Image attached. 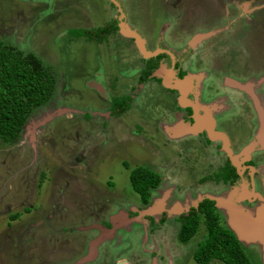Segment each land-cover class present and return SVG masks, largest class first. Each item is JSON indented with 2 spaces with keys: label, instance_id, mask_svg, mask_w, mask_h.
<instances>
[{
  "label": "rangeland",
  "instance_id": "rangeland-1",
  "mask_svg": "<svg viewBox=\"0 0 264 264\" xmlns=\"http://www.w3.org/2000/svg\"><path fill=\"white\" fill-rule=\"evenodd\" d=\"M114 1L117 7L112 4L113 0H0V47L19 52L30 66L37 65L54 80L47 103L32 110L19 135L12 141L0 137V264H63L60 257L55 260L54 245L55 231L64 229L58 225L55 230V219L48 218L54 196L59 201L57 213L63 216L62 209L66 210V219H63L65 227L73 228L74 223L76 227L91 226V232L86 235L78 232V228L73 229L75 233L62 234L71 242L70 249L76 256L72 260L75 264H78L79 257L86 255L91 240L100 254L90 262L84 257L81 261L86 264H197L193 255L198 244L206 237L204 225L201 223L197 235L189 243L182 244L177 239V217L193 208V201L199 196L219 195L222 198L230 191L224 193L213 184H200L198 180L201 174L195 173L190 179L179 160L171 163L175 168L166 162L170 161L167 158L172 159L174 153L167 149L162 153L158 147L160 139L150 143L149 139H152L156 129L154 122L161 120L167 110L174 107L176 99L166 96L157 85V89L153 85L138 87L139 74H134V70L143 63L141 51L138 52L136 43L130 37L124 36L120 26L124 24L127 29L138 32L140 38L144 37L149 43L159 36L163 40H166V36L172 39L177 32L180 33V29L184 30L181 33L183 39L190 41L199 32L227 27L238 39L237 42L235 40L237 52L243 51V55L239 54L229 62L232 66L236 63L239 65L238 70L232 73L237 76L245 72L246 58L252 67L262 69L264 75V0ZM192 23L194 25L188 27ZM107 24H116L118 29L101 42L72 34L73 30L89 31ZM244 27L251 28L243 30ZM169 42L171 44L173 41ZM144 48L152 52L151 47ZM222 49L224 52L226 47ZM218 59V66L230 71L228 57ZM211 65V58H208L188 71L196 74L199 70V73L206 74L211 70ZM168 77L164 83L168 82ZM209 81L208 78L204 80ZM213 84L214 87L218 86L215 80ZM185 85L189 84L186 82ZM132 88H135L134 92ZM227 92L234 93L232 90ZM206 93L203 92L204 95ZM115 95L134 97L128 112L120 115V119L115 118L119 120V126L110 131L109 143L105 145L103 135L94 137V133L88 130L89 123H99L105 118ZM212 98L216 102L219 100L215 94ZM142 100L146 104L143 107L147 114L145 116L138 104ZM181 101H189L186 94H183ZM63 109L66 111L62 115L42 123L46 115ZM165 130L167 132L169 128ZM161 137L163 141L164 138L167 140L163 132ZM186 137L180 135L169 140L179 146L186 139L187 146L193 147L197 141ZM175 154L180 159L179 153ZM80 155L83 161L75 162ZM239 162L237 160L235 163ZM39 164L44 171L40 180L43 187L40 184L41 191L32 202L31 197L36 191V188L33 190L34 184L38 182L34 167ZM157 164H162L164 169L157 168ZM71 165L76 166L74 170H81H76L80 175L62 180V185L66 182L67 188L64 189L62 185L56 187L54 195L53 187H50L51 169L70 175ZM151 165L161 173L162 186L151 192L150 204L142 207L139 217L128 220L125 213L141 205L129 174L137 166ZM83 172H86L85 176ZM243 180L242 185H246L245 178ZM175 182L178 183V190L172 189ZM256 182H259L258 179ZM181 185L185 187L182 191ZM169 188L172 192L167 197ZM260 188L257 186L253 192L257 193ZM13 193L16 194L14 200L11 197ZM27 194H31L30 198H26ZM165 194L166 197L161 199ZM19 199L32 202L36 210L9 222L7 205L15 204ZM22 207L15 210L22 211ZM163 209L169 211L165 225L159 222V212ZM220 212L223 213V210ZM145 213L149 216H144ZM114 214L117 216L112 222L115 227L113 231L100 226L101 220H109ZM221 216L222 223L227 227L225 216ZM33 217L43 221V225L33 226L25 236L22 231L26 230L27 222L32 221ZM100 233L103 240L97 245L94 238ZM73 237L77 238L75 242ZM240 245L252 264H264V246L261 248L259 244L245 241H241ZM150 251H156L157 255L153 256ZM210 264L223 263L212 261Z\"/></svg>",
  "mask_w": 264,
  "mask_h": 264
},
{
  "label": "flooded vegetation",
  "instance_id": "flooded-vegetation-1",
  "mask_svg": "<svg viewBox=\"0 0 264 264\" xmlns=\"http://www.w3.org/2000/svg\"><path fill=\"white\" fill-rule=\"evenodd\" d=\"M112 4L116 6L114 2H112ZM193 25L194 23H192V25L191 24L188 25V27L191 28ZM248 28L250 29L251 27ZM248 28L244 27L243 30L244 29L247 30ZM129 30L131 31V29ZM182 32H184V30L180 29V33L177 32L175 37L172 39H167L168 37L166 36L164 37L166 38V40H163L162 37L159 36L157 40L153 41L152 43H149L147 40H145V44L143 42V46L146 47V49L148 46L151 47L152 49V52L149 53L148 50H145L144 48L145 52L149 53L148 57L143 56V54L139 52L140 50H138V52L141 54V59L143 61L142 65L139 66L138 69L134 70V74L137 73L139 74L138 87L144 88L146 85L149 86L153 85L154 88H156L157 85L158 89L163 91V93L166 96H168L169 98L170 97L172 98L174 96V98L176 99V104L174 105V107L172 109L170 107L167 110L168 112L166 113V115L161 117V120H157L156 123L154 122V126L156 127V129L154 131V134L152 135V139L150 138L149 141L150 143H153L156 142V139H160V142L158 143L159 144L158 147L162 149L160 151L163 153V151L167 149V150H172L174 153L172 159H170V157L167 158L170 161H166V159H164L163 160L164 163L167 162L172 166V168H175L173 167L175 165L172 164H175L174 161L179 160L178 162H180L183 165V167L181 168L185 169L184 173L187 174V176L190 177V179H192L193 177L192 175H194L195 173L202 175L201 178L198 180L200 184H213L217 187H220V189L224 190L225 192L226 190H229L233 187L240 188V186L244 182L243 179L245 178L247 188L250 191L252 190L255 191V188L257 186L258 187L260 186L261 187L260 191L257 190V193L260 196H263V192H264V188L262 187L264 185L262 181L263 180L262 174L264 173L263 172L264 169L263 71L262 69L258 70L252 67L249 64V60L244 58L245 63L243 70H245V72L244 73L242 72V74H238L237 76L232 73L235 72L236 69L238 70L239 65H237L238 63H236L235 66H232L231 63L229 64V62L231 61L232 58L236 57L237 55L239 54L243 55V51L240 49L242 53L237 52L238 48L236 49V47H238V45L235 43L236 39L234 37L232 30L227 27H225L224 29L218 28L217 30L206 32V33H210V32L211 33L206 39H203L202 41L196 44L195 43L193 44L192 40L188 41L183 39L181 35ZM129 39L136 43V40L134 38H129ZM169 41H173V42L170 44ZM178 45L180 46L178 47ZM173 46H176L177 48L176 47L173 48ZM136 47L137 49H139L137 43L135 44V48ZM168 47L171 50H169ZM223 47L224 48L226 47V49H224V52L222 49ZM231 47L235 51H233ZM172 57L174 58V60ZM221 57H228L227 62H228V67L229 66L231 67L230 71L228 68L225 69V67L221 65H220L221 70L219 69L220 67L218 65L220 59L218 58ZM195 58H197V61H195ZM208 58H211L212 65H211V70L206 72V74L204 72L199 73V70L198 72H196V74L188 71V69L190 70L193 68V65L197 66L201 64V61L206 62ZM150 63H153L150 66V68L152 69L149 68L148 70L149 67L148 65ZM239 70L241 69L239 68ZM258 71L260 72V74H257ZM157 72H160L158 73L159 77L157 76ZM144 73L146 74L145 78H144L145 76ZM171 75L175 79L184 82H185V78H187L189 75H193L194 78L192 79V87H191V80L187 81L189 86H186L187 87L186 96L189 101L187 102L181 101L183 94L179 91V89L178 90L171 89L163 85L164 80L167 78V76L170 77ZM205 78H208L210 80L209 81L210 83L204 82ZM257 79H262V80L258 81ZM214 80L218 84V86L216 87H214L213 84ZM242 83H244L243 91L241 89L243 86ZM228 90H232L234 93H229L227 92ZM131 91L134 92L135 88H132ZM204 91H207L206 95L203 94ZM214 94L219 99L218 102L213 101L212 96ZM115 96L117 98H115ZM115 96L113 97L114 99L110 102L111 103L110 111H108L106 115H104L105 118L102 119V121L99 123L97 122L94 123L92 121H90L89 123L88 130L94 133L93 135L94 137L103 135L105 145L109 143L110 134H112L110 131L115 130L119 126V122H117L119 120L115 118L116 117L119 118L120 115H117L112 109L114 100L118 101L121 97H122L121 99L130 98V95L128 96L121 95V97L117 95ZM132 97H134V95H131V101L129 102L130 106L133 102ZM143 103H144L143 100L141 101V103L138 102V104L140 105L139 108L142 109V111L145 110L143 107L146 105ZM128 110L126 112H128ZM145 112L146 111L143 112L144 116L147 115ZM199 118H201L203 121L205 120L203 124H200L198 122L200 124V128L196 132L193 131L192 134H188V135L186 134L187 139H195L197 141L194 144V146L193 147H191V145L187 146L188 142L186 141V139L183 140L185 142L180 143L179 146L173 145V143L169 140V138H176L177 134H174L173 131L170 130L171 128L169 127L170 126L173 127L175 121L179 120L180 122L184 124H188L190 127L194 128V126L197 123V120L199 121ZM210 126L212 127L213 132L218 134V137L214 139L211 138L208 130ZM97 127H99V130L96 131ZM166 128L167 129L169 128L167 132L165 130ZM90 132L88 131L89 135H91ZM136 132L140 135L138 131ZM162 132L167 136V140L165 138L164 141L162 140L161 137ZM140 136L142 137V135ZM224 140L226 141V146ZM253 144L256 145L254 146ZM249 147L252 150L250 153H248V156H246L245 154H243V151ZM175 153H179L180 156L178 155V157H180L181 160L177 158V155ZM81 156L82 155H80L75 162L83 161L81 159ZM84 158L86 159L87 157ZM237 160L240 161L238 166L235 165V162H237ZM71 163L73 164V162ZM40 164L34 167L36 173L38 174V178H37L38 182L34 184L33 190L36 188V191L34 192L35 193L34 196L31 197L32 202L36 200V196L38 197L40 193L39 190L41 191L40 186L42 184L40 180L42 179L44 171L42 170L43 167H41ZM75 167H76L75 165H71L69 169L71 172L70 174L71 176L68 173L60 172L55 168L51 169V173H53V175L51 176L52 185L50 187L51 188L53 187L52 189L54 191V195H55L56 187L62 185L61 183L62 180H66V179L68 180L69 178L74 179L75 177L80 175L79 173H77L76 170L79 171L81 170L78 168L74 170ZM140 167L145 168L158 175L160 181L156 187H151L148 189L146 203H144L142 197L138 194L140 196L141 205L135 206L137 209L132 208L129 210V212L125 213V218L128 220L138 218L141 213L140 211L143 210L142 207H146L150 204L152 198L151 192L158 190V187L162 186L161 173H158L156 167H154L153 165H151V167L137 166L131 170L129 177L133 171L137 170ZM159 167L161 169L163 165L157 164V168ZM84 170L85 168H83V171ZM35 171L33 172V174L36 176ZM178 172L180 173L181 171H179L178 169ZM83 174L85 176L86 172H83ZM257 179L259 182H256ZM188 181L193 183V181L189 179ZM65 184L66 182L64 183V186L62 185V187H65L64 189L67 188ZM68 185L69 183L67 182V186ZM191 185H194V183ZM177 186L178 183L175 182L173 184L172 189L178 190ZM184 188L185 187L181 185L180 191H182ZM169 191L170 192L167 194V197H170V194L172 192L170 188ZM30 195L31 194H27L26 198H30ZM11 197L14 200L16 194L13 193ZM163 197L165 198L166 194L163 195L161 199H163ZM251 200L252 201L246 200L242 203L243 204L242 206L245 207L246 211L248 209L253 210L260 203L258 199L252 198ZM32 202L30 203L29 201L26 202L25 199H23V201H20L19 199L16 200L15 204H8L7 209H9L10 212L8 214L7 219H9V222L17 221L19 217L22 218L23 216H26L29 213H31L32 210L35 211L36 209H33V206L31 205ZM58 202H59L58 199H55L54 196L51 203L52 210L48 216L50 220L55 219L54 220L55 230L58 225L62 226V228L64 229L62 230L63 232L61 230L58 232L55 231V245L53 243V245L55 246V250H54L55 260H57V257H60L61 262L63 264L64 263L75 264L72 261L73 258L76 256L70 249L71 242H69L68 238L63 237L62 234H64L65 232L66 233L68 232L70 234L75 233L73 229L78 228L79 229L78 232L86 235L87 233L91 232V226L76 227V223H74L73 228L69 229V227H65L64 225L66 224L64 223V220L66 219V217L64 216L66 215V210L62 209V212L64 214L63 216L57 213L58 212L57 210L59 208V204H57ZM23 204H25L24 207H22ZM19 206L22 207V211L17 210ZM15 208L17 209L15 210ZM192 209H194V207L190 208L189 210H187V212L177 217L176 222L179 225L177 239L180 228L182 226L181 218L187 216ZM22 213L25 214L22 215ZM159 213H160L159 222H161L162 225H165L168 220L166 213H169V211L163 209V211H160ZM115 216H117V214L111 215L109 220L107 219L101 220L100 226H103L107 231L108 230L113 231L115 227L112 225V222L114 218H116ZM144 216H149V215L145 213ZM148 219L149 221L151 220V218ZM31 220L32 221L27 222L29 225L26 224L28 225V227H26L25 225L26 230L22 231V234H24L25 236H28L30 230L33 229L32 228L33 226L43 225V221L38 220L37 217H33ZM151 222H153V220H151ZM159 227H161V225ZM13 233L16 234V231H13ZM102 235L103 234L100 233L98 234V236L94 238V240L97 241L96 242L97 245H99V243H101V241L103 240ZM72 239L74 240V242L77 240V238L75 237H73ZM41 241H43V239ZM92 241L93 240H91L90 242L89 249L86 255L79 257L80 259L78 260V264H86L85 261H81L84 257L87 258L86 260H88V262L94 261L98 258L100 254L99 249L98 248L94 249V246L92 245ZM73 250L75 251L74 248ZM164 252L165 254H167L165 249ZM150 253H152L153 256L157 255L156 251H150ZM107 254L109 255L110 253L107 252Z\"/></svg>",
  "mask_w": 264,
  "mask_h": 264
},
{
  "label": "trees",
  "instance_id": "trees-1",
  "mask_svg": "<svg viewBox=\"0 0 264 264\" xmlns=\"http://www.w3.org/2000/svg\"><path fill=\"white\" fill-rule=\"evenodd\" d=\"M117 29L116 24H107L89 31L73 30L72 34L101 42ZM152 64L148 65V70ZM53 85L54 80L47 71L37 65L30 66L19 52L0 47V137L14 140L32 110L47 103ZM130 101L131 98L114 100L112 109L121 115L129 109ZM159 181L158 175L142 167L130 175L131 185L144 203L148 189L156 187ZM181 222L178 240L182 244H187L197 235L201 223L206 230V237L198 244L193 255L197 264H210L212 261L252 264L236 236L222 223L214 201L202 200L187 216L181 218Z\"/></svg>",
  "mask_w": 264,
  "mask_h": 264
},
{
  "label": "water",
  "instance_id": "water-1",
  "mask_svg": "<svg viewBox=\"0 0 264 264\" xmlns=\"http://www.w3.org/2000/svg\"><path fill=\"white\" fill-rule=\"evenodd\" d=\"M113 2L115 3L116 6H118L117 2H115L114 0ZM120 27H121V32L124 34V36L134 38L143 56L148 57L149 53L145 52L143 41L140 38V36L137 33L127 29L124 24H122ZM158 73L160 72H157V76ZM168 79L169 80L171 79V82H169V80L168 82L165 81L164 83L165 87L176 90L179 89V91L182 94H186L187 87L185 85V82L189 81L187 78H185V82L175 79L172 75L168 77ZM64 111L66 110L65 109L61 111L58 110L54 114L52 113L50 115H46V117L42 119V123L52 120L55 116L62 115ZM204 121L201 118H199V121L197 120V123L194 126L193 131L196 132L200 128V124H203ZM208 130L212 139L218 137V134L213 132L211 126L208 128ZM253 145L255 146L256 144ZM225 146H226V141H225ZM251 150L252 149L250 147L246 148L243 151V154L248 156V153H250ZM235 165L238 166L237 163H235ZM262 175L264 176V173ZM262 187L264 188V185ZM235 188L229 189L230 191H228L227 194L222 196V198L219 197V195H217L218 197L204 195V196H199L195 201L191 200L190 202L193 201L195 205H193V203L192 205L194 208H196L198 204L204 199H209L214 201L218 214L220 216L221 215L225 216L227 228L231 232H233L239 243L241 241L256 243L259 244V246H261L262 248V246H264V192H263V196H260L258 193L253 192L254 190L250 191L245 184L241 185L240 188H236V189ZM224 193H226V191ZM252 198L258 199L260 203L253 210L248 209L249 211L248 210L246 211L245 207L242 206L243 205L242 203L246 200L252 201L251 200ZM221 210H223V213L220 212ZM262 250L264 251V248H262Z\"/></svg>",
  "mask_w": 264,
  "mask_h": 264
},
{
  "label": "crops",
  "instance_id": "crops-1",
  "mask_svg": "<svg viewBox=\"0 0 264 264\" xmlns=\"http://www.w3.org/2000/svg\"><path fill=\"white\" fill-rule=\"evenodd\" d=\"M210 33L200 32V33L195 34V37L192 39V43H198V42L202 41L203 39H206L209 36ZM141 38L143 39V42L145 44V40H147V39H145L144 37H141ZM193 78H194L193 75H189L187 77V79L189 81L191 80V87H192V79ZM163 85H164V83H163ZM169 128H171V130L173 131V133L174 134H177V136L186 135V134L188 135V134H192L193 133V130H192L193 127H190L188 124H184V123L180 122L179 120L178 121H175L174 126L173 127L170 126ZM173 139H176V138H173ZM263 178H264V176H263ZM263 182H264V180H263ZM221 219H222V217H221Z\"/></svg>",
  "mask_w": 264,
  "mask_h": 264
},
{
  "label": "bare ground",
  "instance_id": "bare-ground-1",
  "mask_svg": "<svg viewBox=\"0 0 264 264\" xmlns=\"http://www.w3.org/2000/svg\"><path fill=\"white\" fill-rule=\"evenodd\" d=\"M186 83V82H185ZM187 84H188V82H187ZM189 86V85H188Z\"/></svg>",
  "mask_w": 264,
  "mask_h": 264
}]
</instances>
